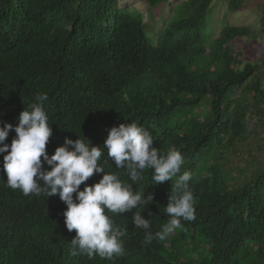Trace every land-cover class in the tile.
<instances>
[{
	"label": "trees",
	"instance_id": "obj_1",
	"mask_svg": "<svg viewBox=\"0 0 264 264\" xmlns=\"http://www.w3.org/2000/svg\"><path fill=\"white\" fill-rule=\"evenodd\" d=\"M145 1L151 10L171 3ZM212 2L173 4L153 36L144 14L118 0H0V121L14 126L6 140L10 144L24 107L46 92L53 129L49 155L66 137L78 139V133L103 148L112 126L137 122L152 133L158 150L181 151V174L193 173L196 219L182 226L206 238L207 264H264V169L255 167L247 175L248 163L246 169L231 166L238 143L248 138L251 117L264 118V62L243 63L242 51L232 44L252 33L248 26L225 23L212 42H205ZM242 3L228 0V9ZM260 8L264 35V0ZM104 151L100 162L106 171L127 181ZM3 156L0 264H198L175 249L176 230L165 241L145 243L144 230L132 222L135 209L110 214L127 229L124 256L71 257L76 232L65 225L67 205L58 194L25 196L7 187ZM153 172L130 183L145 195L154 193V202L141 210L155 232L169 219L164 208L179 174L152 184ZM102 176L94 174L85 183L94 185Z\"/></svg>",
	"mask_w": 264,
	"mask_h": 264
},
{
	"label": "clouds",
	"instance_id": "obj_2",
	"mask_svg": "<svg viewBox=\"0 0 264 264\" xmlns=\"http://www.w3.org/2000/svg\"><path fill=\"white\" fill-rule=\"evenodd\" d=\"M47 100L46 92H38L34 96L35 102L24 107L10 144L6 140L14 126L0 121V154H4L7 187L18 189L25 196L43 194L49 198L58 194L67 205L63 213L65 225L69 232H76L70 242L71 257L94 259L98 255L111 260L125 255L122 237L127 229L117 226L110 214L121 215L135 209L132 222L135 228L144 230L145 243L165 241L182 227V221L196 219L194 193L190 187L193 173L184 171L181 174L184 157L180 150H158L153 146L152 133L133 121L112 126L103 148L94 146L77 132L78 139L66 137L64 144L49 155L47 145L53 129L46 112ZM104 150L115 167L122 169L123 175L129 178L127 181L121 179L119 172L106 171L100 162ZM45 164L49 168H45ZM153 168L152 184L173 181L179 174L164 208L169 219L155 232L151 228V219L142 215L146 209L141 210V206L148 208L154 202V193L145 195V192L134 190L130 183L141 181L143 174ZM97 173H103L99 182L85 183ZM81 184H85L82 190Z\"/></svg>",
	"mask_w": 264,
	"mask_h": 264
},
{
	"label": "rangeland",
	"instance_id": "obj_3",
	"mask_svg": "<svg viewBox=\"0 0 264 264\" xmlns=\"http://www.w3.org/2000/svg\"><path fill=\"white\" fill-rule=\"evenodd\" d=\"M120 6H126L130 10H140L147 22L148 31L154 36L164 25V19L169 16L170 7L181 0H170V5L157 7L151 10L145 0H118ZM262 0H243L242 5L235 11L228 9V0H213L212 11L208 16L206 29L204 30L205 42L209 44L220 34L225 23L233 25H244L252 29V33L247 36L238 37L232 44L237 50L242 51L243 63L264 62V35L261 31V8ZM243 66V64L241 65ZM249 121L250 133L248 138L238 143V152L231 159V166H245L248 163L247 175L251 174L256 167L264 169V149L259 147L264 145V118L255 115ZM246 173V172H245ZM175 239V249L185 250V255L189 259H194L198 264H207L211 258L208 255V242L200 235L199 230H185L184 226L176 229L173 238ZM168 245L173 246L168 242Z\"/></svg>",
	"mask_w": 264,
	"mask_h": 264
}]
</instances>
